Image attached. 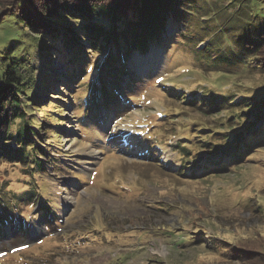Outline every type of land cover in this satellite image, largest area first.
I'll use <instances>...</instances> for the list:
<instances>
[{"label":"rangeland","instance_id":"rangeland-1","mask_svg":"<svg viewBox=\"0 0 264 264\" xmlns=\"http://www.w3.org/2000/svg\"><path fill=\"white\" fill-rule=\"evenodd\" d=\"M18 2L0 0V56L13 46L23 58L21 72L34 78L38 116L59 124L53 134L40 131L38 141L49 140L54 150L48 152L57 159L35 175L43 176L42 196L57 218L46 223L39 199L23 206L26 221L6 226L0 256L28 247L0 264H264V142L232 152L245 156L224 161L221 174L202 169L212 158L224 160L202 138L232 139L240 128L224 117L242 90L235 85L250 87L248 100L264 97V46L250 50L258 38L251 36L254 30L264 27V0H179L167 14L165 39L125 62L123 106L102 104L98 91L97 102L87 106L88 115L97 116L87 124L80 120L85 81L77 80L70 91L59 86L64 67L54 51L32 47L34 32L11 24ZM255 8L261 14L253 19ZM195 41L198 47L210 41L209 48L218 43L232 62L218 69L201 65L191 50ZM43 80L46 91L39 86ZM210 95L219 102L216 108L186 103ZM220 126L216 130L226 132L214 134ZM194 163L200 169L190 177ZM29 172L6 156L0 160V196L3 186L19 195L36 183L28 182ZM87 231L97 234L78 242Z\"/></svg>","mask_w":264,"mask_h":264},{"label":"trees","instance_id":"trees-1","mask_svg":"<svg viewBox=\"0 0 264 264\" xmlns=\"http://www.w3.org/2000/svg\"><path fill=\"white\" fill-rule=\"evenodd\" d=\"M178 2L179 0H19L18 11L10 17L14 18L11 24L21 26L19 31L28 29L34 32L33 37L27 36L28 41L32 42V47L54 51L56 60H60L64 67V73L60 76L64 78L59 83L62 89L70 91L77 80L85 81V84H81V88L87 92L82 93V105L85 107L80 120L87 124L92 123L97 116L88 115L91 108L88 109L87 106L90 102H97L98 91L103 97L102 104L123 106L122 96H127L122 90L121 82L124 81L125 73L129 75L125 62L134 52H146L155 44L153 43L155 40L160 42L165 39L161 32L165 29L167 14L173 15ZM242 13H244L243 10ZM259 14H261L259 9L256 11L255 8L250 10L249 15L254 19ZM179 33L184 37L183 30ZM251 36L258 37L253 43V50L250 49L257 53L264 46V27L254 30ZM197 41L191 45L193 46L191 50L194 51L193 54L201 65L218 69L232 62V57L225 56L223 51L222 54L219 53L218 43L209 48L207 44L210 41H208L198 47L195 45ZM201 42L202 40L199 43ZM187 44L192 42L189 41ZM2 55L0 56V157L3 159L6 156L7 161H15L29 168L28 182L36 181L34 184L37 186L34 187L33 184L21 190L19 195H16L13 190H6L5 186L2 187L5 194L3 197L0 196V237L5 234L6 226L13 229L16 228L15 226L19 227L20 223L16 224L17 219L26 221L24 218L26 214L22 211V207L30 208L38 199V210L42 212V218L46 223L52 224L57 218L54 209L48 208L49 200L42 196V189L47 188V185H42L43 176L36 180L35 175L45 171L47 166L57 159L48 152L54 150L49 140L41 143L38 141L43 140L40 131L45 135L49 132L53 134V131L55 132L59 127V124H47L45 118L38 116L40 98L35 96L31 88L30 83H33L34 78L21 72V67L24 68L20 65L23 58L14 55L13 46H9ZM84 74L87 76L81 78ZM44 83H46L45 80L40 81L39 86L46 91L48 86ZM235 87L242 90L238 92L239 98L233 100L230 107L226 109L230 113H226L228 115L224 113V117L230 121V124L233 122L239 124L240 128L234 131L235 135L227 133L235 136L232 139H227L228 136L223 135L220 139L206 142V139L202 138L205 148L209 150L214 148L223 154L224 158V160L222 157L212 158L208 165L202 167L207 173L221 174L222 170L218 168L220 165L235 160V155L239 160L245 156V154L232 152L251 151L250 146H259L264 142V97L259 101L251 97L248 100L247 94L250 87L240 84H236ZM51 91H55L57 95L60 93L55 89ZM197 100L201 104L214 105L215 108L219 104L214 95H210L206 100L203 98L195 99V101L187 100L186 103L193 105ZM56 108L60 111L59 107ZM16 122L18 124L14 126ZM221 127L215 128L213 133H225L226 131L216 130ZM229 127L233 126L229 125ZM58 136L61 138V135ZM240 143L244 146L242 147ZM182 151L183 156L188 153V151ZM205 156L202 158H207V154ZM198 167V164H193L189 169L190 177L192 172L195 173L200 169ZM76 233L81 232L76 231ZM92 234L97 232L87 231L77 241H85Z\"/></svg>","mask_w":264,"mask_h":264},{"label":"bare ground","instance_id":"bare-ground-1","mask_svg":"<svg viewBox=\"0 0 264 264\" xmlns=\"http://www.w3.org/2000/svg\"><path fill=\"white\" fill-rule=\"evenodd\" d=\"M90 154H93L94 155V153L91 151V153Z\"/></svg>","mask_w":264,"mask_h":264}]
</instances>
